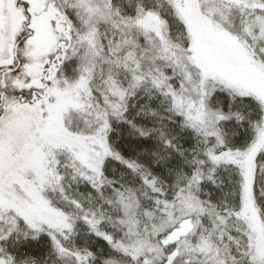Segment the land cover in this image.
<instances>
[{
    "label": "snow or ice",
    "instance_id": "6c2138e0",
    "mask_svg": "<svg viewBox=\"0 0 264 264\" xmlns=\"http://www.w3.org/2000/svg\"><path fill=\"white\" fill-rule=\"evenodd\" d=\"M0 264H264V0H0Z\"/></svg>",
    "mask_w": 264,
    "mask_h": 264
}]
</instances>
